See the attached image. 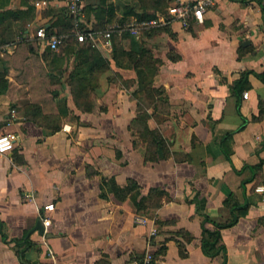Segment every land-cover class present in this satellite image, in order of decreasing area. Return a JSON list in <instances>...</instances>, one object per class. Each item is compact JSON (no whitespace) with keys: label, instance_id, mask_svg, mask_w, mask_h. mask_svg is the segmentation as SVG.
<instances>
[{"label":"crops","instance_id":"0c3cea01","mask_svg":"<svg viewBox=\"0 0 264 264\" xmlns=\"http://www.w3.org/2000/svg\"><path fill=\"white\" fill-rule=\"evenodd\" d=\"M111 1L119 17L125 5L136 4ZM14 3L22 6L21 0ZM64 9V0L35 5L25 26L28 36L33 35L28 24L49 26ZM191 21L185 27L174 20L134 35L163 60L154 83L165 88L167 100L148 109V124L161 131L171 155L165 158L160 150L157 161L145 159L138 128H128L138 113L133 69L112 60L101 75L94 110L81 112L66 76L53 83L39 50L24 44L10 57L17 43L0 48V72L8 80L0 90V134L19 135L13 149L0 153V264H23L21 252L32 264H142L138 256L161 245L167 248L155 264H264V191L256 189L264 184L261 0H213L203 20ZM114 22L118 19L107 26ZM97 35L93 44L111 57L113 42L108 46ZM130 41L124 40L126 47ZM73 65L71 56L68 71ZM42 70L43 84L52 89L35 95L30 86L43 79ZM244 70L252 72L249 87L241 90L235 82ZM60 100L74 112L66 115ZM32 101L61 114V129L24 118ZM129 178L139 183L142 195L165 190L161 206L139 211L131 197L118 199L104 183L115 179L122 186ZM230 195L240 203V216L221 231L226 254L210 257L201 245L202 222L205 215L229 219ZM49 203L53 210L44 209Z\"/></svg>","mask_w":264,"mask_h":264},{"label":"trees","instance_id":"16d2710c","mask_svg":"<svg viewBox=\"0 0 264 264\" xmlns=\"http://www.w3.org/2000/svg\"><path fill=\"white\" fill-rule=\"evenodd\" d=\"M32 1L21 0L22 6L14 8L11 6L12 0H0V48L7 44H18L21 41L33 46L29 41L30 36L26 33L25 27L28 20L32 19L35 14V5ZM84 1H86L83 6L85 21H78L75 15L68 9H64L53 16L49 26L44 25L47 37L54 34L63 35L64 39L58 48H52L50 45L44 46L45 42L35 37L39 45V54L47 64V73L51 81L59 83L66 76V81L71 87L74 106L81 112H92L95 106L96 90L100 86L101 75L111 69L112 60L118 67L133 69L136 73L138 85L132 95L137 99L138 113L131 120L128 128H138L139 136L146 145V160H159L161 158L160 150L164 153L163 157L168 158L171 152L161 131L158 128H151L148 124L152 114L148 109L150 107L157 108L159 104H163L167 100L165 88L156 86L154 83L155 76L163 60L129 31L113 35L111 57L106 56L99 47L93 44L91 39L79 41L76 37V31L80 30L86 33L94 31L98 33V31L107 28L108 23L116 19H118V22L124 23L131 16L139 19L167 16L168 7L173 0H136V4L124 6L123 17L118 16L117 6L111 0ZM92 14H94V21L92 20ZM87 23H91V25ZM126 39L131 40L129 47L125 46L124 40ZM31 49H34V47ZM71 56H74V65L68 71L67 61ZM251 72V70H244L240 73L235 82L236 88L243 90L249 87L248 77ZM258 75L264 80V72L258 73ZM7 83L6 72H0V90H3ZM58 104L61 110L64 109L66 115L69 112H74L68 106L66 100H60ZM25 108V118L28 120L51 128L53 131L61 129V114L46 112L43 105L37 101L28 103ZM73 116L78 120L80 118L75 113ZM104 183L109 186V190L118 199L123 200L131 197L139 211L161 206V198L165 194V190L153 188L150 189L147 196L142 195L139 183L133 178H129L127 184L122 186L115 179H107ZM154 200L158 201L153 202ZM225 203L232 212L229 219L221 222L205 215L202 222L201 245L205 254L210 257H214L222 251L226 254V246L222 243L221 231L235 224L240 216L241 206L234 195L227 197ZM208 223H211L212 227L208 226ZM30 244L31 241H27V246H30ZM166 248V245H161L154 253H151L152 258L147 264H155L156 258L164 254ZM147 253L138 256L140 263H145ZM21 257L23 264H32L23 258V252H21Z\"/></svg>","mask_w":264,"mask_h":264},{"label":"built area","instance_id":"2783aa9c","mask_svg":"<svg viewBox=\"0 0 264 264\" xmlns=\"http://www.w3.org/2000/svg\"><path fill=\"white\" fill-rule=\"evenodd\" d=\"M48 0H35L36 6H42L46 4ZM66 7L68 10L77 17L78 21L84 16V0H64ZM213 3V0H196L192 2L190 0H174L170 6L168 7V16H159L153 18L139 19L137 17H133L131 20L120 23L114 22L107 26L106 29L98 31V34H102L105 44L108 46H112V37L113 34L118 33L121 34L125 31H129L132 35L139 34L141 31L146 29H151L154 27L164 26L174 20H178L182 23L183 26L187 27L191 24V19L196 17L198 20H203L204 13L208 6ZM263 16H264V0H261ZM36 37L40 38L47 45H50L52 48H58L62 43L64 37L63 35H52L47 37L45 26H38L36 31ZM76 37L79 41H85L87 39H91L94 43L98 40V35L94 31L83 32L80 30L76 31ZM243 95L247 98L249 96V92L246 91ZM12 116L17 117L18 113L16 108L12 109ZM25 118V116H24ZM17 133H7L0 134V153L7 152L14 148L15 142L18 139ZM258 191H264V184L258 185L256 187ZM44 209L53 210L54 203H49L44 205ZM140 221L146 222L147 218L145 217H137ZM49 217L42 215V221H48ZM152 258L151 253H147L145 262H149Z\"/></svg>","mask_w":264,"mask_h":264},{"label":"rangeland","instance_id":"374dc122","mask_svg":"<svg viewBox=\"0 0 264 264\" xmlns=\"http://www.w3.org/2000/svg\"><path fill=\"white\" fill-rule=\"evenodd\" d=\"M17 1H19V0H17ZM14 2H16V0H14L13 1V4H12V6H14V4L16 5V3H14ZM17 5H18V2H17ZM38 25H34L33 23L32 24H28V27H33V35H31L30 36V40L29 41H31V43L33 44V47L35 48V49H38V47H39V45H38V42H37V40L35 39V36H36V31H37V27ZM19 45H18V48H16V52L15 53H13L10 57H12V56H14V55H17V53L18 52H20V49L24 46V44H28V43H26V42H20V43H18ZM39 50V49H38ZM40 76H42L43 77V79H40V78H38L36 81H35V85H32V86H30V90L33 92V94H38V93H42V94H44L46 91H49V90H51L52 88L51 87H49V86H46V85H44L43 83H44V78L45 77H47L46 76V72H43V70L41 71V74H40ZM34 83V82H33ZM62 89V87L60 88V90L59 91H62L61 90ZM17 110V109H16ZM18 111V110H17Z\"/></svg>","mask_w":264,"mask_h":264},{"label":"water","instance_id":"95a60500","mask_svg":"<svg viewBox=\"0 0 264 264\" xmlns=\"http://www.w3.org/2000/svg\"><path fill=\"white\" fill-rule=\"evenodd\" d=\"M36 227H38L41 232L43 231V225H42V222L41 221H38Z\"/></svg>","mask_w":264,"mask_h":264}]
</instances>
